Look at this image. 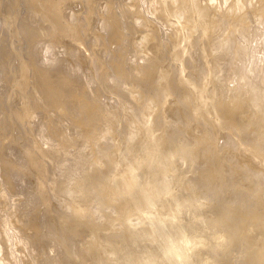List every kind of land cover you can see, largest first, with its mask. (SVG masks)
Segmentation results:
<instances>
[{
    "label": "bare ground",
    "instance_id": "bare-ground-1",
    "mask_svg": "<svg viewBox=\"0 0 264 264\" xmlns=\"http://www.w3.org/2000/svg\"><path fill=\"white\" fill-rule=\"evenodd\" d=\"M0 264H264V0H0Z\"/></svg>",
    "mask_w": 264,
    "mask_h": 264
}]
</instances>
